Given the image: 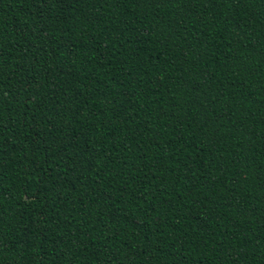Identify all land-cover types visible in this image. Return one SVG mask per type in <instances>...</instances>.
Instances as JSON below:
<instances>
[{"label": "trees", "instance_id": "obj_1", "mask_svg": "<svg viewBox=\"0 0 264 264\" xmlns=\"http://www.w3.org/2000/svg\"><path fill=\"white\" fill-rule=\"evenodd\" d=\"M0 264H264V0H0Z\"/></svg>", "mask_w": 264, "mask_h": 264}]
</instances>
